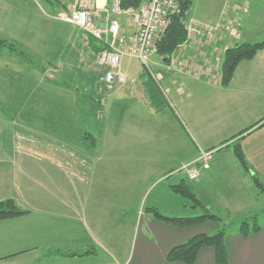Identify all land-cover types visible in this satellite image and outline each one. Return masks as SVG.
Returning <instances> with one entry per match:
<instances>
[{"label": "crops", "instance_id": "crops-1", "mask_svg": "<svg viewBox=\"0 0 264 264\" xmlns=\"http://www.w3.org/2000/svg\"><path fill=\"white\" fill-rule=\"evenodd\" d=\"M31 1L33 6L30 7L28 0H0V37L14 42L13 48L0 46V200L11 197L23 206L30 207L33 205L37 207L42 202H47L46 199H50L51 202L48 204L50 209L40 212L41 222L45 223L52 217L53 222L57 218L65 221L68 229L76 228L74 223L83 226L82 228L87 224L88 228H91L93 219L87 216L90 214L86 202L84 203L86 195L82 192L85 191L80 190L79 187L82 186L83 182L87 183L86 177H90L89 170L92 174L95 172L94 165H97L100 160L102 162L107 161V153L110 150L115 152L129 148L127 154L115 157L118 161L116 164L121 169L122 166L134 168L132 173L135 176L139 164L147 163L148 158L154 155L152 159L153 174L159 178L156 186L163 180L160 179L161 177L164 178L162 175L166 171H170L175 164L189 163L199 167L200 175L198 178L206 173L203 172L204 169L211 170L210 197L206 199L203 196H198V191L190 187L189 180L191 179L187 177L185 171L182 177L176 178V183L165 185L162 193L167 192V196L175 200L176 205L170 208L168 212H161L160 214L163 216H193L186 213L185 204L180 201L179 194L170 188V185L180 181L188 185L209 213L216 216L221 212L227 214L224 218L219 217L218 220H215L217 222L222 220L227 222L228 217L234 212L264 207L260 192L252 181V176H256L264 186V46L259 48L252 58L241 59L238 62L230 81L226 85H222L218 79H207L196 75L189 68H184L181 57L177 59L175 64H169L168 60H163L166 70H172L164 74L165 89L171 91L174 88V92L179 95V103L182 102L181 95L183 94L196 95L201 90L216 93L228 92L233 101L235 99L240 105L236 107V111L241 109L240 112L249 117L248 123L243 126L234 123L227 130L225 129L226 126L222 127L223 133L220 135L215 130L205 137L203 134L205 132L203 131L204 127L199 122L202 114L183 111L182 117L185 116L188 119L191 131L202 141V146L199 143H193L190 148L191 154L187 158H184L183 161L177 160V162L172 163L169 169H165L163 167L165 156H168L172 149L173 152L177 150V144L181 141L177 133L169 136L171 142L168 146L162 143L156 153L154 151L151 152L152 154L147 152L151 151L152 145L163 142L162 132L166 125L174 127L175 130L176 124L183 127V118L177 117L175 111H172L171 102L169 100H166V104H164L165 102L162 104L156 102L159 105L155 106L154 100L157 99V94L152 85H149L145 80L144 74L140 75L142 82L137 84L138 68L133 65V68L127 71L128 67L132 65V58L125 63L121 62L120 65L126 74L125 82L116 83L114 84L115 87L113 85L108 89L103 78L105 68L99 66L97 52L90 47L88 39L82 34V31L69 21L58 18L59 10L57 8L54 9L55 13L53 14L44 11L37 0ZM56 1L66 8L65 4L67 3L62 2V0ZM72 1L68 2L66 11H69ZM246 3L248 10L244 15L247 20L246 24L240 27L239 35H244L245 41L252 42L250 39L255 36L256 32V29L251 30L253 20H259L260 17L264 18V0H246ZM46 15H51V18L56 20L57 36L51 40H36L34 42L36 45L29 43V37L34 36L37 24L43 23V26H40L42 29L47 27L44 26L48 20ZM117 19L120 25V34L125 36L126 40L129 39L134 29L127 32L124 20L120 17ZM99 23L102 25L105 20L101 19ZM64 25H69L72 28L66 27L64 29ZM232 44L235 45L236 42H232ZM227 45L224 44L223 48ZM37 52L40 54H36ZM130 78L134 80L130 81ZM77 83L83 84V90L76 87ZM113 89L115 91L111 93ZM50 92L56 96L61 94L65 101L59 103L58 100L53 99L52 94H49ZM81 97L88 101L86 111L91 106L94 111L95 109L102 111L97 133L99 134L102 130L103 132L98 140L93 139L90 143L86 141L77 142L70 134H65L64 138H60L54 125L45 128L42 122L40 125H36L32 119L34 111H65L67 114L64 116V118L66 117L64 122H67L65 126L68 128L70 113L82 110L79 103ZM127 98L137 103L139 109H132L133 106L130 105L129 107L132 109L130 117L125 121L122 115L127 101L124 103L122 101L128 100ZM114 99V106L121 111H118V115L116 114L114 118H109L112 108L111 101ZM94 106H97L98 109ZM236 111L229 112L237 113ZM223 116L224 113L219 117ZM250 125L253 126L235 138L227 140ZM108 131L114 132L113 141L115 136L119 137L120 135L130 137L131 141L115 139V142L107 143L105 133ZM116 132L118 134L115 135ZM215 137L217 139L226 138H222L223 140L219 145H214L216 141H219H214ZM233 141L240 142L248 170H244L233 152L230 151L231 146H227L231 145ZM138 143L142 144L140 150ZM195 148H197V154ZM201 148L202 150L203 148H205L204 150H212L206 168H202L197 160ZM222 151L225 153H221ZM228 151L229 155H227ZM178 153L181 155L182 151ZM81 159L85 160L83 164L79 163ZM89 160L96 162L90 163ZM160 164L162 166L158 168ZM153 174L150 173L149 177L152 175L151 179L154 180ZM135 180L136 178L131 181L135 182ZM146 181H142L141 185L145 184ZM128 185H121L120 190L125 187H134L132 183ZM106 186H111L109 179ZM206 190L208 191V189H204L202 193H207ZM115 191L119 190L113 189L107 192H110V195L121 197L119 201H121L122 206L115 210L116 223L106 224L101 218L100 225L93 227L95 233L90 232L89 241L71 239L73 240L72 249L79 247V250H86L84 254H53L50 256L44 254L37 260V264L43 262L183 264L181 261H167L166 253L172 246L186 241L189 237L185 238L183 235H186L189 230L181 229L184 226L176 225L162 217L160 218L162 221L159 222H153L149 217L146 219L145 233H142L137 239V244L135 243L132 249L134 256L131 255L128 259L131 242L129 237L127 240L125 239L124 234L125 231L130 232L132 230L135 219L142 213L140 210H142L143 204L140 201V195L133 205L124 204L126 195L116 194ZM137 193H139L138 189ZM153 195L154 193L148 195L147 200H151ZM59 203L65 204L66 208ZM43 205L47 206V204ZM212 206L215 212L210 211ZM159 207L157 204H153L147 206L145 210L155 213V210H160ZM34 213H36L35 210H30L28 213L19 216L0 220V262L13 259L17 253L32 248L33 244L28 243L29 241L26 239H21V235L31 231L32 237L37 238L36 233L39 231V226L36 220L32 219ZM30 219L33 221H29ZM32 222H36V224H31ZM41 222L40 229L42 228ZM215 224L217 225V223ZM15 225L20 226L17 229L20 231L19 238L16 242L4 243L2 237L7 236L11 227ZM97 227H101V229ZM106 228H109L108 231ZM200 232L204 231L200 230ZM254 232L259 235L261 227L258 225V230ZM53 234L51 235L53 236ZM249 234L250 232L240 238L247 241L250 238L248 237ZM253 238L252 247L258 249L259 238ZM224 243L228 251L230 246L225 241ZM232 248L233 254L230 252L228 264H233L237 257L235 247L232 246ZM199 254L206 257L207 260L195 261L196 264H215L212 247L200 250L197 254L198 259Z\"/></svg>", "mask_w": 264, "mask_h": 264}, {"label": "rangeland", "instance_id": "rangeland-1", "mask_svg": "<svg viewBox=\"0 0 264 264\" xmlns=\"http://www.w3.org/2000/svg\"><path fill=\"white\" fill-rule=\"evenodd\" d=\"M70 1L71 0H62V2L67 3V4ZM37 2L43 7V10L46 12H51L54 14L55 13L54 9L57 8L59 10L58 13H67L66 11L68 7L67 4H65L66 5V8H65L63 4L59 5L60 3L57 2L56 0H37ZM28 4L30 5V7L33 6V3L31 0H28ZM242 6L243 7L245 6V9H242ZM225 8H232L233 14L224 15ZM247 10H248V7H247L246 0H191L190 6L185 15V19L188 20L192 18L197 22L201 21V22H206L210 24L215 23L217 20L219 21L225 20L227 23H229L231 19L233 20V24L231 28L229 30L226 29L224 37L219 41H217V39H215L214 37L215 40L211 41L209 44L210 46H214L213 50L215 51L216 63L219 64L222 53H224L223 52L224 44H228L227 47H230V46H233L232 42L240 43V42L245 41V39H243L244 35L240 36L239 34L241 32L240 27H243V25L246 24L247 18L245 17L244 14L247 12ZM51 15H46L48 20L46 21L44 26H47V27H45L44 29L40 27V26H43V23L40 22L39 24H37L35 28L34 36L29 37V40H30L29 43L36 45L34 43L36 40H46V39L51 40V38H55L57 36L58 31H57V27L55 26L56 20L51 18ZM120 18L124 20L125 29L127 30V32L132 31L135 28V24L133 23L131 16L127 14H123L120 16ZM236 22H238L240 25L237 26ZM66 27H68V29L72 28L69 25H64V29H66ZM73 29L76 30V28H73ZM252 29H256L255 30L256 32H255V36L251 38L250 41L252 42L261 41L262 39H264V18L260 17L259 20H253V26L251 30ZM27 54H28V51H27ZM33 54L35 53L33 52ZM36 54L39 55L40 52H37ZM128 60H131V59L128 57H123L121 62L125 63V61H128ZM131 62H132V65L128 67L127 71L131 70L133 68V65L138 68L139 72L137 74V79H136L137 84L142 82L140 75H142V73L144 74L145 80L148 82L149 85H152L155 93L157 94V99L154 100V104L156 107L157 105L162 104L164 102H165L164 104H166V100H169V102H171L170 106L173 109L172 111H175L177 117H182L183 111H189V112L193 111L192 113L202 114V117L201 119H199V122L204 127L203 131L205 132H203V134L205 137L206 135L209 136L210 132H215V130L217 134L220 135L223 133V130H221L222 127L226 126L225 129L227 130L234 123H236L237 125H242V126L248 123L247 120L249 117L246 115H243V113L240 112L241 109L240 111H236L237 110L236 107L240 105L237 104V101H235V99L233 101V99L228 95V92L227 93L226 92L216 93L214 91L206 92L204 90H201L198 93H196V95L183 94L181 95L182 102L179 103V99H178L179 95L178 93L174 92L175 89L173 88L171 89V91H167L165 89V85L163 83L164 74L165 72L169 73L172 70H166L164 61L157 53H153L148 58L146 64L142 63L141 61L137 59H133V58ZM133 85L135 86L136 84H133ZM76 87H78L79 90H83V84L81 83H77ZM114 91L115 90L113 89L111 93L112 92L114 93ZM49 94H52L53 99L58 100L59 103H63L65 101V98L61 94L58 96L54 95L51 92ZM81 99H79V103L81 104L80 108L82 110L73 111L70 113L71 117L69 118L68 128H66L65 126L67 122H64V120L66 119V117L64 118V116L67 114L65 111H39L41 113H39L38 111H34L32 113L33 114L32 119L36 125H40L42 122L45 128H48L49 125H54L56 127V131L60 135L59 136L60 138H64L65 134L66 135L70 134V135H73L74 141H77V142L86 141L90 143L93 139L98 140L99 137L102 136V132H103L102 130L99 134L97 133L99 124H100V114L102 111L96 110V109L94 111V108L92 106L89 107L88 110L86 111L85 108L88 106V101H86V99H83L82 97ZM114 101L115 99L111 101L112 108L110 109L111 113L109 115V118H114L116 114L118 115V111H121V110H118L116 106H114L113 104ZM124 102L126 103L123 108L124 111H123L122 116L125 118L124 120L126 121L130 117V111L132 109H139V107L137 103L129 99L122 101V103ZM156 102H158L159 104H156ZM76 104H78V101H76ZM192 104H194V106H192ZM69 105H70V102H69ZM130 105L133 106L132 109L129 107ZM94 107L98 109L97 106H94ZM133 111H136V110H133ZM229 111H236L237 113H230ZM11 112H15V111H11ZM37 113L38 115H36ZM223 113H224V116L220 118L219 116H221V114ZM182 118H183V121H182L183 127H181L179 124H176V130H175L174 127L170 125H166L164 128V131L162 132L163 142L158 143L157 145H152L151 151L147 152V153L152 154L151 152L154 151V153H156L162 143L165 146H168L171 142V140L169 139V136H173L174 133H177V136H180L181 141L179 144H177L178 146L177 150L173 152V149H172V151L170 152V153L173 152L172 155H170L169 153L168 156H165L166 157L165 164H163V167L165 169H169V167L172 166L173 162H177V160L183 161L184 158H187L191 154L190 148L192 147L193 143L196 142L197 144L199 143L201 145L202 141H200L199 138L196 137L194 133L191 131L188 119L185 116H183ZM116 134L118 133L116 132L115 135ZM112 136H114V132L112 131H108L105 133V138H106L107 143L115 142V139H123V140L131 141L130 137L123 136V135H120L119 137L115 136L114 141H113ZM222 138L217 139V137H215L214 141L215 140H219V141H216L214 145H219V143L226 137H224L223 139ZM138 145H139V150H140L142 144L138 143ZM183 147H184V151H183ZM204 149L205 148H203V150ZM200 150H202V148ZM200 150H199V154H200ZM179 151H182L181 155H178ZM230 151L232 152V148L230 149ZM128 152H129V148L116 150L115 152L110 150V152L107 153L108 155L107 161L102 162L100 160L97 165H94L95 172L92 174L89 170L90 177H86L87 183L83 182L82 186L79 187L80 190L85 191L82 193L86 195L84 199V203L86 202V205L88 206V212L90 214L87 216L88 218L93 219L92 220L93 225L91 224L92 225L91 228H88L87 224H85L84 228H82L83 226L81 227L80 225L74 223L76 228L68 229L65 221L61 220L60 218H57V219H54V222H53L52 217H50V219L45 223L41 222L39 218V216L41 215L40 212L47 211L48 208L50 209V206L48 205L51 202L50 199H46L47 202H42L43 204H47V206L41 203V205L37 207L33 205H31L30 207L23 206L19 201L14 199L16 204L20 208L27 209V211H30V210L36 211V213L32 215L34 217L32 219L36 220L39 226V231L38 233H36L37 238L32 237L31 231L23 233L21 235V239H26V241H29L28 243H32L33 244L32 248L24 252H19L16 254L15 258L3 260V262H0V264H37V260L40 259L49 249L51 250H54V249L79 250V247H73L74 249H72L71 247L72 241L78 240V239L89 241L90 232L95 231L93 227L95 228V226L100 225L101 218L105 221L106 224L116 223L117 218L115 216V210H118L122 206V204H121V201H119L121 199L120 196L110 195L109 194L110 192H107L113 189L119 190V191H115L116 194L126 195L125 196L126 198L124 199L125 200L124 204L128 203L129 205H133L139 199V195H140V201L143 204L142 210H140V212H142L141 215H139V217H137L136 219L134 218L135 222L133 224L132 230L130 232L125 231V234H124L125 239L127 240V237H129L130 242H131V249L128 254L129 255L128 259L130 258L131 255L133 257L134 256V251L132 250L133 246L135 243L137 244V239L139 238V236H141L142 233H145L144 229L147 223L146 219L149 217V219H152L153 222L162 221L160 220L161 217L157 216L155 213H152L151 211L146 212L145 208L149 205L157 204L158 206H160L159 207L160 210H164V211H160L156 208L159 211V213L168 212L170 208H173V206L176 205L175 200H172L170 196H167V192L162 193V189H165L164 188L165 185L168 186V184L176 183L175 182L176 178L178 176L182 177L184 175L183 174L184 171L185 172L187 171L186 167H184L185 165H189L190 167V165H194V164H189V163L184 164V165H181L182 163L175 164L174 167L170 169V171H166L162 175L164 178L161 177L160 179H163V180L160 182V184H158V186H156V182L159 181V178L157 175L153 174L154 171H153V166H152V159L154 155L148 158L147 163L139 164V167L136 169L137 172L135 176H133L134 173L132 172L134 168H131L130 166H127V167L122 166V169H123V172H122L121 167L118 164H116L118 163V161L115 159V157L117 155L123 156L127 154ZM195 152L197 154V148H195ZM221 153H225V152L222 151ZM229 154L230 153L228 151L227 155ZM84 161L85 160L81 159L79 160V163L83 164ZM89 162L93 163L96 161L89 160ZM161 166L162 164H160L158 168H160ZM179 169H182V170H179ZM203 172H206L204 174L205 176L203 175L201 178H198L195 180H189V184H190V187L198 191V196H203V198L206 199L207 197H210L209 196V192L211 190L210 184L212 183L211 182V170L204 169ZM150 173L154 175V180L151 179L152 175L149 177ZM135 178H136L135 182H132L131 180ZM108 179L111 182V186L109 187L106 186ZM144 180H147L146 183L141 185L142 181ZM131 183L134 185V187H130V188L125 187L122 190H120L121 185L129 186L128 184H131ZM61 185L62 183L60 184V186ZM137 189L139 193H137ZM204 189H208V191L206 190L207 193L206 192L202 193ZM257 189L259 190L260 192L259 194L261 195V200L264 203V193H263L264 186H261V188L257 187ZM153 193L154 195L152 199L147 200L148 195L150 196ZM178 197L180 201H182L185 204V211L188 215H197L201 213V209L194 206L193 201L190 198L181 196V195H179ZM59 204L62 205L64 208H66L65 204L63 203H59ZM210 211L215 212V209L213 206L210 207ZM218 214H219L218 217L220 218H224L227 215L224 212H221V214L220 213ZM32 219H30L29 221H33ZM36 222H32L31 224H36ZM40 222L42 223L41 229H40L41 227ZM215 223H217V225ZM256 224H258L261 227V232L259 235H257V232H254L251 229ZM171 225H174V224H171ZM31 226H34V225H31ZM241 226H244L247 229L248 228L251 229L250 234L248 236L250 238H253V237L259 238L261 234L264 235V207L261 206L260 208H257V209L253 208V209H249L248 211L244 210V211L234 212L231 216L228 217L227 222L224 220L217 222L212 219H207V220H204L202 222H199L193 225L181 227V229L189 230L186 235H183L185 238L190 237L197 233H201L200 230L204 231V233H207V234H213L217 232L218 230L223 229L224 241L227 243L228 246H230L229 250L227 251L228 252L227 255L230 257L231 256L230 252L233 254V252L231 251L233 250V248L228 243V241L233 237L242 236V231L240 229ZM19 227L20 226L18 225L11 227L7 236L5 237L1 236L2 241L4 243L16 242L20 235V231L17 230ZM99 229H101V227ZM106 229H107L106 231H108L109 228H106ZM32 230H34V228H32ZM51 234H53V236ZM202 249L206 250V247H202L200 250ZM21 253H24V254H21ZM204 260H207V258L204 256H200L199 254V259L197 256V259L195 261L201 262ZM42 264H71V263L43 262ZM193 264H196V262H194Z\"/></svg>", "mask_w": 264, "mask_h": 264}, {"label": "built area", "instance_id": "built-area-1", "mask_svg": "<svg viewBox=\"0 0 264 264\" xmlns=\"http://www.w3.org/2000/svg\"><path fill=\"white\" fill-rule=\"evenodd\" d=\"M180 0H140L138 6L123 7L120 0H73L67 13H59L58 18L65 19L77 28L103 39L107 48L97 53V62L105 66L104 80L108 88L116 83H123L126 74L121 69V59L129 57L146 64L148 58L155 53L157 41L163 35L171 17L180 13ZM245 9V6H242ZM123 14L131 16L135 28L129 39L120 34L118 17ZM232 15V8H225L224 15ZM101 19L105 20L100 24ZM233 24L225 20H217L210 24L190 18L183 20L186 32L185 39L168 56L169 64H175L182 58L184 68L207 79L220 78L219 64L216 63L214 46L210 42L221 40ZM236 25L240 24L236 22ZM215 37V39H214ZM227 47V46H225ZM224 47V48H225ZM219 48V46H218ZM223 48V49H224ZM188 69V70H189ZM130 78V81H133ZM212 150H200L197 160L202 168L208 166ZM187 177L195 180L200 175V168L185 165Z\"/></svg>", "mask_w": 264, "mask_h": 264}, {"label": "trees", "instance_id": "trees-1", "mask_svg": "<svg viewBox=\"0 0 264 264\" xmlns=\"http://www.w3.org/2000/svg\"><path fill=\"white\" fill-rule=\"evenodd\" d=\"M120 3L123 7H128V6L135 7L139 5L140 0H120ZM190 3L191 0H180V5H181L180 13L174 14L173 17H171L170 22L166 27L163 35L157 41L155 53H157L162 58V60H167L168 56L175 50L177 45L185 39L186 32L183 27V20L185 19V15L190 6ZM81 31L82 34L87 37L90 47L94 49L97 53L100 50L107 48V44L104 42L103 39L97 38L83 30ZM0 46H8L9 48H13V42L7 41L6 39L0 37ZM262 46H264V39L257 42L244 41V42L236 43L235 45L230 47H225L223 49L224 53H222L219 62V73H220L219 82L222 85L228 84L238 62L241 59L252 58L256 53V51ZM102 67L105 68V66ZM251 126L253 125H250L249 127H246L243 131H240L237 134L232 135L227 140L235 138L245 130L249 129ZM227 146H231L232 152L236 157V159L238 160V162L245 170H248L249 168L246 162V158L244 152L242 151L239 141H233L231 145H227ZM252 181L258 188H261L262 184L257 177L252 176ZM170 188L173 192L181 196L190 198L193 201V205L201 209V213L186 217H167L161 215L158 211L155 210V214L157 216H160L166 220H170L174 222L176 225H180V226L193 225L207 219H212V220L219 219L218 216L211 214L207 211V209L202 205L201 201L194 195V193L189 189L188 185L183 181H180L177 184L170 185ZM26 212H28L27 209L20 208L16 204L15 200L11 197H7L0 200V220L16 217L25 214ZM240 229L242 231V235H247L251 229L253 231H257L258 225L256 224L251 229L249 228L247 229L244 226H241ZM202 247L213 248L215 264H228V255H227L226 245L224 243L223 229H220L213 234H207L201 232L190 236L186 241L172 246L166 253V260L169 262L181 261L185 264H193L196 260L199 250ZM85 252L86 250L64 252L59 249H54V250L49 249L45 253V256H50L53 254L82 255Z\"/></svg>", "mask_w": 264, "mask_h": 264}, {"label": "snow or ice", "instance_id": "snow-or-ice-1", "mask_svg": "<svg viewBox=\"0 0 264 264\" xmlns=\"http://www.w3.org/2000/svg\"><path fill=\"white\" fill-rule=\"evenodd\" d=\"M252 239L245 241L240 237L231 238L228 243L235 247L237 257L233 264H264V235L259 237V247H252Z\"/></svg>", "mask_w": 264, "mask_h": 264}]
</instances>
